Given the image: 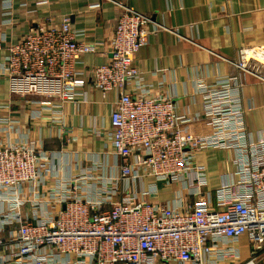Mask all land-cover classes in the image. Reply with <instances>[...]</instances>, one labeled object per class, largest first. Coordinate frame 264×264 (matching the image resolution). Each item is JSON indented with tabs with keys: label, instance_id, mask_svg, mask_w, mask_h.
Returning a JSON list of instances; mask_svg holds the SVG:
<instances>
[{
	"label": "built area",
	"instance_id": "1",
	"mask_svg": "<svg viewBox=\"0 0 264 264\" xmlns=\"http://www.w3.org/2000/svg\"><path fill=\"white\" fill-rule=\"evenodd\" d=\"M113 2L119 12L109 37L89 43L77 39L82 33L69 15L46 17L12 42L13 3L2 5L0 77L11 95L27 99L28 116L46 109L54 123L56 106L86 101L88 81L103 99L118 94L110 101L111 164L57 166L55 151L0 116V264H257L264 253V136L253 140L245 127L241 78L195 82L200 110L180 113L171 97L140 88L135 54L164 27ZM103 44L107 61L85 65L84 55ZM237 56V68L264 81V46L240 48ZM199 122L207 133L189 129ZM63 130L73 135L71 126ZM208 149L230 151L233 165L214 191L197 159ZM172 186L170 199H157L161 187ZM243 235L246 258L236 247Z\"/></svg>",
	"mask_w": 264,
	"mask_h": 264
},
{
	"label": "crops",
	"instance_id": "2",
	"mask_svg": "<svg viewBox=\"0 0 264 264\" xmlns=\"http://www.w3.org/2000/svg\"><path fill=\"white\" fill-rule=\"evenodd\" d=\"M0 0V20L2 5ZM13 3V25L6 29L10 41L22 31L35 27L46 17L59 19L69 15L73 29L82 34L78 40L98 42L107 40L116 23L119 12L113 1L147 14L152 27L159 24L163 30L152 35L149 42L135 54L136 64L143 77L142 88L152 94L171 97L180 113L195 115L200 110L201 98L195 92V82L214 81L236 75L242 81V101L246 108L244 123L253 140L264 136V81L237 68L232 61L238 59L240 48L264 46V0H10ZM20 3H25L22 10ZM6 50H0V60ZM108 59L106 45H100L95 53L85 54V65H96ZM86 101L79 99L54 108L60 118L48 121L50 111L42 109L40 118L28 116L31 105L27 99L11 95L7 78L0 77V116H9L19 122L22 131L39 139L43 146L56 152L57 166L81 164L90 166L93 161L113 163L107 132L109 130L110 101L117 92L103 99L100 91L88 81L84 86ZM32 101L38 97L30 98ZM57 117V115H55ZM73 128L69 136L63 126ZM195 133H207L202 122L189 126ZM63 131V132H62ZM104 154H106L104 156ZM206 166L208 188L211 191L220 184L221 176L233 170L231 152L224 149H208L197 156ZM76 170H73L75 172ZM47 185H51L48 182ZM47 191L46 185L42 186ZM175 186L159 189L157 199L172 197ZM156 199V200H157ZM27 209V206L25 207ZM5 231V230H4ZM3 231V234L6 233ZM243 258L249 256L250 244L243 235L236 243ZM257 264H264V253Z\"/></svg>",
	"mask_w": 264,
	"mask_h": 264
},
{
	"label": "trees",
	"instance_id": "3",
	"mask_svg": "<svg viewBox=\"0 0 264 264\" xmlns=\"http://www.w3.org/2000/svg\"><path fill=\"white\" fill-rule=\"evenodd\" d=\"M45 147H46V148H48V147H49V145H48V144H45Z\"/></svg>",
	"mask_w": 264,
	"mask_h": 264
}]
</instances>
